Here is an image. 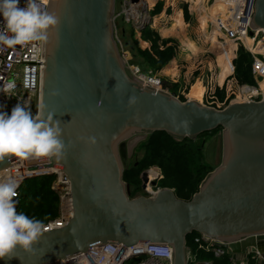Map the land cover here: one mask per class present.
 I'll list each match as a JSON object with an SVG mask.
<instances>
[{
    "label": "water",
    "instance_id": "95a60500",
    "mask_svg": "<svg viewBox=\"0 0 264 264\" xmlns=\"http://www.w3.org/2000/svg\"><path fill=\"white\" fill-rule=\"evenodd\" d=\"M47 11L59 23L44 43L39 111L59 121L68 148L44 167L71 179L74 215L43 231L31 251L17 246L0 264H56L106 243L169 244L173 264H188L193 232L235 253L257 247L264 254V98L215 107L140 80L121 52L117 0H51ZM250 26L264 28V0L256 1ZM219 127L221 162L190 199L169 187L132 196L124 171L135 144L155 131L181 140ZM16 159L0 161V172ZM141 178L145 190L148 169Z\"/></svg>",
    "mask_w": 264,
    "mask_h": 264
},
{
    "label": "built area",
    "instance_id": "2783aa9c",
    "mask_svg": "<svg viewBox=\"0 0 264 264\" xmlns=\"http://www.w3.org/2000/svg\"><path fill=\"white\" fill-rule=\"evenodd\" d=\"M51 0H47L48 10ZM257 0H204L208 10V27L218 31V38H222L226 44L235 45L233 55L236 56L240 46H244L253 54L254 61L252 72L255 84H241L235 99L231 102L258 101L264 98V59L258 57L254 48H257L261 39H264V28L253 29L250 22L255 14ZM26 0H20V7H25ZM122 9L116 12L115 18H125L140 34L142 27L147 23L150 13V5L147 0H123ZM150 9V10H149ZM149 10V11H148ZM205 13V11H202ZM0 31H6L5 21L0 13ZM12 35V33H8ZM252 40L249 46L247 40ZM36 44L39 51L33 50ZM230 44V45H231ZM224 50L229 48L223 46ZM44 44L30 42L26 45L9 47L0 43V89L7 84L14 85V95L9 97L0 91V111L11 115L13 107L21 103L31 109L33 115L39 110L41 96V80L45 64ZM127 60V64H128ZM131 69V67H129ZM140 68H136L139 72ZM150 78V77H148ZM154 87H161L160 80L151 77L149 82ZM230 103V102H229ZM51 158L16 159L11 166L0 172V180L8 177L15 179L19 187L28 176H39L51 173L54 175L52 188L59 195V210L55 218L49 219L43 224L46 230L65 226L74 215V203L72 196V183L67 173L59 168L44 167L50 163ZM161 177V173L157 178ZM159 188L157 189V191ZM151 195L156 192L147 188ZM19 199V195L17 197ZM161 248L171 249V257L157 254ZM203 250L213 253L215 257L229 256L232 264H264V254L257 247L235 253L229 245L216 241L205 235L199 234L187 244L188 264H214L212 260L199 258L198 251ZM174 250L171 245H153L148 243H136L127 246L124 243H106L89 247L87 251L67 259H61L56 264H173Z\"/></svg>",
    "mask_w": 264,
    "mask_h": 264
},
{
    "label": "trees",
    "instance_id": "16d2710c",
    "mask_svg": "<svg viewBox=\"0 0 264 264\" xmlns=\"http://www.w3.org/2000/svg\"><path fill=\"white\" fill-rule=\"evenodd\" d=\"M153 4L155 0H147ZM155 6L151 8V16L161 13L164 8L163 0H156ZM193 3L196 0H192ZM185 18L190 19L188 6H184ZM202 27L206 33V27L202 21ZM184 20L181 12L175 17L173 28H183ZM121 32L125 38V45L136 61L141 65L143 70L147 66L154 68L156 71L164 68L177 54L178 45L172 38H162L159 32L152 27V24L146 23L141 29V39L148 41L150 47L143 48L140 45L139 38L135 35V30L131 22L125 18L120 21ZM207 34V33H206ZM207 37L213 42L218 43V31L213 29ZM234 44H231L228 50H224L219 58L221 67L220 80L223 82L225 77L231 75L241 84H255V78L252 72L254 61L253 54L244 46H240L237 55L232 62ZM178 87V86H176ZM203 90L200 86L192 89V96H202ZM220 100L225 98V91L217 90ZM197 97V98H198ZM181 100H186L183 96ZM230 102V101H229ZM228 102V103H229ZM217 107V105H213ZM221 127L205 132L196 138L177 139L165 131H155L141 141L138 150L141 155L130 164V167L124 171V180L134 186L132 196H136L137 190H142L141 173L150 167H158L161 177L157 180L158 188L169 187L174 190L176 195L183 199H190L194 193L199 190L200 184L209 172L216 166L206 159L205 141L206 137L218 134ZM54 175L44 174L33 176L25 179L19 190V202L17 203V212L24 213L30 218H36L45 222L55 218L59 210V195L52 188ZM198 232H193L187 237V244H192ZM200 259L212 260L214 264H232L229 256L215 257L213 253L203 250L198 251Z\"/></svg>",
    "mask_w": 264,
    "mask_h": 264
},
{
    "label": "clouds",
    "instance_id": "9594fccd",
    "mask_svg": "<svg viewBox=\"0 0 264 264\" xmlns=\"http://www.w3.org/2000/svg\"><path fill=\"white\" fill-rule=\"evenodd\" d=\"M19 5L20 0H0V13L6 27V31H0V43L9 47L30 42L47 43L50 28L59 23V18L47 11V0H26L25 7ZM33 50L40 49L33 44ZM13 88L14 85L7 84L0 91L11 97ZM87 139L95 143V137ZM67 148L63 129L51 115L45 118L39 110L33 115L31 109L21 103L13 107L11 115L0 111V161L12 156L61 158ZM18 187V182L11 177L0 180V259L11 258L17 246L31 251L33 242L46 230L41 220L17 212ZM157 254L170 258L171 249H158Z\"/></svg>",
    "mask_w": 264,
    "mask_h": 264
},
{
    "label": "rangeland",
    "instance_id": "374dc122",
    "mask_svg": "<svg viewBox=\"0 0 264 264\" xmlns=\"http://www.w3.org/2000/svg\"><path fill=\"white\" fill-rule=\"evenodd\" d=\"M164 3L166 0H163ZM174 2L176 7H181L184 3H187L189 9L192 13V19L188 23L187 32L189 35L194 38L196 44L198 45V52L188 59H181L177 63V71L176 76L171 73L161 72L160 70H155L154 68L147 66V70H143L141 65L136 61L134 56L132 55L130 48L125 45V38L121 32L120 21L121 18H115L116 24V33L117 38L121 47V52L125 60H128V67H131L130 71L137 78L142 81H148L151 77L160 80V86L163 89L168 90L169 92H177L179 97H184L187 99H198L201 103L209 106L217 105V107H224L228 102L235 99L236 94L238 93L240 85L237 84L236 80L231 76V74L227 75L223 82L220 80V72L221 67L219 65V58L223 54L224 49L223 46L230 47L231 43L226 44L222 38H218V43H213L208 37L207 34L210 35V32L213 28L208 27L206 29V33L203 30L200 20V13L205 15L204 12H198L195 8V3H190L191 1L186 0H170ZM123 0H117V11L122 9ZM157 3V1H156ZM150 9L152 4L149 3ZM149 9V10H150ZM148 10V11H149ZM151 20V14L149 13V17L147 18V23ZM128 21V20H127ZM134 27V26H133ZM186 29V28H185ZM135 30V28H134ZM139 34V33H138ZM262 51H258L257 56L264 59V44L261 48ZM237 55V54H236ZM236 56H232V62ZM173 65V66H175ZM136 68H140L139 72H136ZM150 77V78H148ZM178 85L176 87L175 85ZM200 86L203 90L202 96H192L191 92L193 87ZM218 89H223L225 91V98L223 101L220 100V96L217 94ZM198 97V98H197ZM135 143L134 140L129 142V146H133ZM140 143V142H139ZM138 144H135L132 150V159L136 160L141 152L138 150ZM206 159L209 160L213 166H218L222 159V141L220 138V133L206 137L205 141V150H204ZM149 171L157 172L154 178L149 179L148 188L153 191H157V187H152V181L158 180L157 175L160 173V169L158 167H150ZM160 189V188H159ZM140 195V194H138ZM142 195V194H141ZM144 195H151L150 192L147 191Z\"/></svg>",
    "mask_w": 264,
    "mask_h": 264
},
{
    "label": "crops",
    "instance_id": "0c3cea01",
    "mask_svg": "<svg viewBox=\"0 0 264 264\" xmlns=\"http://www.w3.org/2000/svg\"><path fill=\"white\" fill-rule=\"evenodd\" d=\"M186 1H191L190 3H193L192 0H186ZM155 3L156 0L152 4L151 8L155 6ZM185 5L188 6L187 3H184L181 7L177 8L174 2H171L170 0H166V2L164 3V8L161 11V13L151 16V20L149 21V23L152 24V27H154L159 32L162 38H172L176 41L178 45V51L176 56L164 68L160 70L161 72L164 71L165 73L167 72L171 73L174 76L177 75L176 74V71L178 70L176 66L177 63L181 59L186 60L188 59V57H191V55H194L198 52V45L196 44L191 34L189 35V32H187V27H188L187 22H190V20L192 19V13L188 6L190 19L187 20L185 18V12H184ZM179 12H181V17L185 23V26L182 29L179 27L173 28L175 17L179 15ZM206 29H208V23ZM135 35L137 38L140 39L139 42L141 47L143 48L150 47V43L148 41H144L143 39L140 38L141 32L140 34H137L135 31ZM175 86L178 85L176 84Z\"/></svg>",
    "mask_w": 264,
    "mask_h": 264
},
{
    "label": "bare ground",
    "instance_id": "6f19581e",
    "mask_svg": "<svg viewBox=\"0 0 264 264\" xmlns=\"http://www.w3.org/2000/svg\"><path fill=\"white\" fill-rule=\"evenodd\" d=\"M195 8L198 10L199 13H200L201 11H205V15H202V14L200 13V16H202V17H200V18H201V21H202L205 25H207L208 10H209V9H208L207 6L205 5L204 0H196V2H195ZM215 30H216V29H215ZM247 43H248L249 46H251V45H252V40L248 39V40H247ZM263 44H264V39H261L260 42L258 43L257 48H254L255 51H262L261 48H262ZM192 99H194V98H192ZM196 100H198V99H196ZM150 173H151V172L149 171V174H150Z\"/></svg>",
    "mask_w": 264,
    "mask_h": 264
},
{
    "label": "flooded vegetation",
    "instance_id": "af4514ba",
    "mask_svg": "<svg viewBox=\"0 0 264 264\" xmlns=\"http://www.w3.org/2000/svg\"><path fill=\"white\" fill-rule=\"evenodd\" d=\"M130 158H131V163H133V159H132L133 157H132V155H131ZM150 172H151V173L149 174V179H152V178L155 177V175L157 174V172H154V171H151V170H150ZM158 179H159V178H158ZM141 180H142V178H141ZM157 182H158V181H157ZM142 183H143V181H142ZM142 183H141V187H142ZM129 184H130V183H129ZM148 185H149V183L147 184V188H148ZM157 185H158V183H157L156 185H153V184H152L151 186H152V187H155V188H156V187L158 188ZM130 188H131V190L133 191L134 186H131V184H130ZM147 188H146L145 190H144L143 188H142V190H137V191H136V192H137L136 195H138V194H140V195H141V194H142V195L146 194V193H147Z\"/></svg>",
    "mask_w": 264,
    "mask_h": 264
}]
</instances>
